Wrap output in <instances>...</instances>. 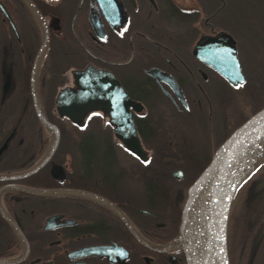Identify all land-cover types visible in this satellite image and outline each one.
<instances>
[{"label": "flooded vegetation", "instance_id": "af4514ba", "mask_svg": "<svg viewBox=\"0 0 264 264\" xmlns=\"http://www.w3.org/2000/svg\"><path fill=\"white\" fill-rule=\"evenodd\" d=\"M100 1L0 0V176L23 173L51 144L46 131L47 144L27 138L24 122L35 115L29 76L44 32L35 86L58 132L37 171L0 179V264H185L175 237L187 187L262 99L244 86L264 78V31L255 29L259 12L248 0H238L241 12L233 0ZM236 17L238 28L249 23L250 44L253 35L260 42L252 70L240 59ZM220 37L235 47L241 84L196 55L209 39L200 49L213 60ZM88 69L115 78L133 103L127 110L140 153L115 133L118 108L79 121L58 114L56 97L76 91L74 78ZM255 178L230 199V264H264V186Z\"/></svg>", "mask_w": 264, "mask_h": 264}, {"label": "water", "instance_id": "95a60500", "mask_svg": "<svg viewBox=\"0 0 264 264\" xmlns=\"http://www.w3.org/2000/svg\"><path fill=\"white\" fill-rule=\"evenodd\" d=\"M98 3L102 7L100 0ZM32 11L39 19V14L33 7ZM43 37V46L37 51L30 70L29 89L35 116L50 135L51 144L40 161L23 173L0 176L2 180H15L34 173L57 144V129L43 113L35 86L37 65L47 41L45 32ZM209 42V39L204 44L200 42L195 47L196 55L212 64L230 84H241L244 78L231 39L220 37L221 47L214 54L213 60L200 49L202 45L210 47ZM104 74L93 69L79 73L82 78H74L77 90H66L56 97L58 114L70 121H79L88 111L109 107L115 115L118 108L117 115L121 119L119 129L116 128L115 133L123 139H131L132 144L127 145V148L140 153L127 110L133 103L117 80L103 78L101 75ZM263 149L264 103L239 121L216 145L209 159L187 187L175 237L183 252L185 264H229L226 225L230 199L246 168Z\"/></svg>", "mask_w": 264, "mask_h": 264}, {"label": "rangeland", "instance_id": "374dc122", "mask_svg": "<svg viewBox=\"0 0 264 264\" xmlns=\"http://www.w3.org/2000/svg\"><path fill=\"white\" fill-rule=\"evenodd\" d=\"M233 4L235 6V10L236 12H241L240 10V5H239V2L238 0H233ZM252 7L254 9H256L259 14L263 17V18H258L259 19V25L258 23L255 24V29H261L264 31V0H253L252 3H251ZM243 21V20H242ZM238 23V18L236 17L235 19H232L231 20V26L234 30V33L236 34L237 36V39L240 40V43L242 44L240 49H241V56H240V59H241V62H242V65L243 66H246L247 69L249 70H252L253 66H254V59H253V49L254 47H257L258 49V52L260 51V42L258 40H256L254 38V35L252 36L253 37V41L251 42L250 44V41H249V32L245 29V28H238L237 27V24ZM257 22V21H256ZM248 25L249 26V23L245 22V26ZM246 27L248 30H249V27ZM254 30V33L256 32V30ZM261 30L259 32H261ZM248 32V34H247ZM263 46V45H261ZM261 55V54H260ZM262 57H260L261 59ZM256 60V59H255ZM251 67V68H250ZM250 73V72H249ZM250 79V87L251 88H255L257 90V94H261L262 95V99L264 98V78H249ZM263 93V94H262ZM260 102V101H259ZM258 102V103H259ZM257 103V104H258ZM252 105H256L255 103H252ZM260 106V105H259ZM262 160H264V151L260 152L256 157H255V165H253V167L255 168ZM253 169V168H252ZM248 174V173H247ZM246 174V175H247ZM245 175V176H246ZM244 176V177H245ZM243 177V178H244ZM243 178L241 179L240 183L242 182ZM245 186H246V182L244 183V185L242 184L241 187L239 188V193L242 194V191L245 190ZM239 193L237 196H239ZM242 225V224H241ZM243 226V225H242ZM231 247L233 246L232 244L230 245ZM236 251V247L234 248ZM240 249V248H239ZM237 252H234L232 256H234ZM235 258V257H234ZM234 262H235V259H234Z\"/></svg>", "mask_w": 264, "mask_h": 264}, {"label": "trees", "instance_id": "16d2710c", "mask_svg": "<svg viewBox=\"0 0 264 264\" xmlns=\"http://www.w3.org/2000/svg\"><path fill=\"white\" fill-rule=\"evenodd\" d=\"M253 0H248L249 3H252ZM245 4V3H244ZM251 9L255 12H258L256 9H254L251 5ZM258 18H263L260 14H258L257 16H255L254 18V25L258 23V25L260 26L259 24V19ZM257 21V22H256ZM262 27V26H260ZM246 30V26L244 27ZM250 85V79L249 78H246L245 82H244V86H249ZM52 87V83L50 84V86L48 87L49 89H51ZM264 103V98L260 100V102L257 104L255 103L256 105H252L251 107V110L255 109L256 107H258L259 105L263 104ZM27 106L30 108V102L28 100V104ZM31 110V109H29ZM252 110V111H253ZM251 111V112H252ZM24 122L28 125L27 127V132H26V137L29 138V139H33V138H40L44 141V144H47L48 141H49V137L47 135V133L45 132V130L41 127L38 119L36 118V116L31 112L29 111L26 116H25V119H24ZM237 124V123H236ZM235 124V125H236ZM234 125V126H235ZM40 133H42V135H40ZM38 135V136H37ZM30 165V164H29ZM257 177L255 178V180L257 181V185L258 186H264V184H262L263 182H261L262 180H264V160H262L243 180L242 182L238 185L236 191L238 192L239 188L241 187V185L248 181L250 178H254V177ZM227 226V225H226ZM228 244V236H227V227H226V246ZM245 261V260H244ZM230 264V263H229ZM240 264H244L243 261H240Z\"/></svg>", "mask_w": 264, "mask_h": 264}, {"label": "bare ground", "instance_id": "6f19581e", "mask_svg": "<svg viewBox=\"0 0 264 264\" xmlns=\"http://www.w3.org/2000/svg\"><path fill=\"white\" fill-rule=\"evenodd\" d=\"M264 151V149L262 150ZM261 151V152H262ZM253 165H255V159L252 160V162L249 164V166L246 168L245 172L243 173V176H245L250 170H252L253 168ZM231 207V206H230ZM230 215V214H229ZM228 232V231H227Z\"/></svg>", "mask_w": 264, "mask_h": 264}]
</instances>
